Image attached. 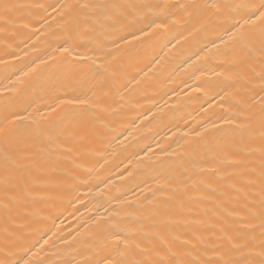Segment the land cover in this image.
<instances>
[{"label":"bare ground","instance_id":"1","mask_svg":"<svg viewBox=\"0 0 264 264\" xmlns=\"http://www.w3.org/2000/svg\"><path fill=\"white\" fill-rule=\"evenodd\" d=\"M261 2L0 0V100L44 132L0 141V262L97 264L116 232L217 259L233 225L259 250Z\"/></svg>","mask_w":264,"mask_h":264},{"label":"snow or ice","instance_id":"2","mask_svg":"<svg viewBox=\"0 0 264 264\" xmlns=\"http://www.w3.org/2000/svg\"><path fill=\"white\" fill-rule=\"evenodd\" d=\"M8 5L5 4V10L8 9ZM83 7H93V5H83ZM99 7H105L100 5ZM193 7H199L193 5ZM207 7V5H205ZM253 22H261V59L264 61V0L257 8L256 12L251 14ZM249 23L248 20L244 22ZM162 25H155V27H161ZM132 39H138L135 34H132ZM241 40L245 39L244 36L240 37ZM65 53L69 52L68 48L62 50ZM43 63V61L41 62ZM261 78L264 80V63H262ZM30 72H35L36 68H31ZM5 90L0 89V94ZM78 98L65 99L62 101L64 105H73L77 103H84ZM0 111L4 114L0 117V141L6 144L20 145L27 139L33 137L37 141L44 135L41 128H33L31 125L26 124L28 116L22 115L20 111L15 110L14 100L11 97H4L0 100ZM24 111H27L24 109ZM261 120L264 121V108L261 109ZM230 123V121H226ZM213 128L216 125H212ZM207 131V129H205ZM43 150V149H41ZM4 174L0 177V184L7 186L11 180L10 165L15 164V161L11 156L5 155L4 158ZM237 165L243 164L242 160L235 161ZM260 182L262 186L261 200L259 204V216H260V245L259 250L256 249L251 237L247 236L245 232L241 230L239 226H225L220 229V236L218 237L219 243L214 248L217 259H199L192 257L191 251L180 252L172 251L169 242L163 235H159V242L164 245L167 255L159 259H151V253L154 249L149 247H142V242H138L135 233L124 234L123 232H116L110 238L111 242L105 248V255L97 262V264H264V163H262ZM9 199H15L9 197ZM246 211L249 215L255 216L256 213L252 208L247 206ZM228 215H234V213H228ZM245 227H251V225H245ZM178 236L173 237V241H179ZM198 242H202L198 238ZM184 244H190L191 241H183ZM157 256L160 254L157 252ZM0 264H11V262L5 261ZM19 264V262H17ZM24 264H28L27 261Z\"/></svg>","mask_w":264,"mask_h":264}]
</instances>
